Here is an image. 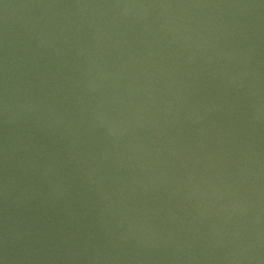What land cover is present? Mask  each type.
I'll return each mask as SVG.
<instances>
[{"label": "water", "instance_id": "1", "mask_svg": "<svg viewBox=\"0 0 264 264\" xmlns=\"http://www.w3.org/2000/svg\"><path fill=\"white\" fill-rule=\"evenodd\" d=\"M0 264H264V0H0Z\"/></svg>", "mask_w": 264, "mask_h": 264}]
</instances>
